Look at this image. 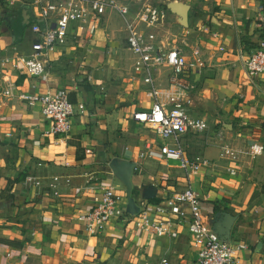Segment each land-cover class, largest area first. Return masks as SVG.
I'll return each instance as SVG.
<instances>
[{"label": "crops", "instance_id": "crops-1", "mask_svg": "<svg viewBox=\"0 0 264 264\" xmlns=\"http://www.w3.org/2000/svg\"><path fill=\"white\" fill-rule=\"evenodd\" d=\"M145 1L163 10L152 30L157 46L178 48L187 62L195 48L200 51L204 66L184 76V110L205 129L177 144L187 158L200 156L207 166L186 175L175 163L142 156L161 142L132 119L150 108L152 97L133 71L136 57L126 46L121 16L107 11L91 38L71 30L48 56L45 78H34L14 64L30 55L32 24L20 31L4 15L17 11L28 25L37 20L34 9L27 0H0V77L10 81L4 86L11 93L3 97L0 91V264H194L186 224L173 226L177 236L169 238L144 232L135 221L142 213L155 218L159 203L188 186L199 195L204 223L222 240L247 246L240 262L264 264V76L251 82L239 57L262 38L264 0H123L130 6L127 17L134 18ZM171 1L189 6L187 28L167 10ZM168 75L167 68L153 70L160 88ZM60 89L84 106L63 140L50 133L41 103L30 106L18 97ZM255 143L262 152L251 158ZM100 188L121 196L122 216L89 235L76 217L89 210Z\"/></svg>", "mask_w": 264, "mask_h": 264}, {"label": "built area", "instance_id": "built-area-1", "mask_svg": "<svg viewBox=\"0 0 264 264\" xmlns=\"http://www.w3.org/2000/svg\"><path fill=\"white\" fill-rule=\"evenodd\" d=\"M27 5L34 9L38 15L35 21L39 23L34 22L31 26L33 40L30 43V55L18 56L15 60V67L20 65L21 74L45 78L48 56L66 43L71 30L75 29L91 38L99 30L106 12L113 11L123 19L126 46L136 57L133 71L142 75L152 97L150 108L135 112L132 119L139 125L148 127L161 142L157 150L148 145L142 156L158 157L175 163L186 175L196 174L207 166V161L200 156L192 160L187 158L177 144L178 139L186 134L205 129L203 120L189 117L184 110L185 103L189 102V86L184 76L188 70L199 71L204 63L198 48L193 50V59L187 62L178 48L163 49L156 45L152 30L159 24L163 14L159 6L145 1L141 3L134 18H128L130 6L123 0H27ZM259 28L263 35L257 48L246 57L239 54L244 72L251 82L264 76V13ZM219 50L222 51L223 48L220 47ZM159 68L169 70L165 88L157 86L153 79V70ZM9 83L8 79L0 77L3 97L11 94L8 86H4ZM18 97L30 106L41 103V113L50 122V133L61 140L70 133L71 117L76 112L84 113V106L71 103L65 89L40 96L21 94ZM261 152V147L255 143L249 147L247 154L255 158ZM224 154L231 159L236 158V152L231 149H225ZM228 172L230 175L235 174L234 169H228ZM120 202L121 196L115 190L100 188L99 195L94 198L89 210L80 213L76 219L89 235L101 234L111 221L121 218ZM155 215V218H149L146 213L140 214L135 219L137 228L157 237L175 238L177 231L173 226L186 224L192 245L196 249L194 264H242L238 255L247 246L242 242L222 240L204 223L199 195L191 186L166 197L156 206ZM172 217H175L173 222ZM161 264L168 263L163 259Z\"/></svg>", "mask_w": 264, "mask_h": 264}, {"label": "water", "instance_id": "water-1", "mask_svg": "<svg viewBox=\"0 0 264 264\" xmlns=\"http://www.w3.org/2000/svg\"><path fill=\"white\" fill-rule=\"evenodd\" d=\"M167 10L178 17L179 24L187 28L188 27V12L189 6L180 1H171L166 4ZM22 17H25L24 10L21 11Z\"/></svg>", "mask_w": 264, "mask_h": 264}, {"label": "trees", "instance_id": "trees-1", "mask_svg": "<svg viewBox=\"0 0 264 264\" xmlns=\"http://www.w3.org/2000/svg\"><path fill=\"white\" fill-rule=\"evenodd\" d=\"M26 4H27V2H26ZM4 15L7 17V22L10 21V23H12L14 26H15V24H18L20 31H21L24 27L31 26V24H33L34 22L39 23L38 21L31 20V21L28 23V25H23V24L21 23V20H20V14H19V12H17V11L6 10ZM8 23H9V22H8ZM13 25H11V26H13Z\"/></svg>", "mask_w": 264, "mask_h": 264}, {"label": "rangeland", "instance_id": "rangeland-1", "mask_svg": "<svg viewBox=\"0 0 264 264\" xmlns=\"http://www.w3.org/2000/svg\"><path fill=\"white\" fill-rule=\"evenodd\" d=\"M17 0H14V2H16ZM113 12V11H112ZM32 13H34V17H37L38 15L35 13V11H33ZM117 14V13H116Z\"/></svg>", "mask_w": 264, "mask_h": 264}]
</instances>
